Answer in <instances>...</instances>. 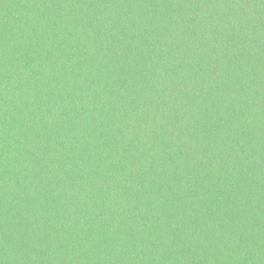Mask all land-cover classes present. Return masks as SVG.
Returning a JSON list of instances; mask_svg holds the SVG:
<instances>
[{
	"label": "trees",
	"instance_id": "1",
	"mask_svg": "<svg viewBox=\"0 0 264 264\" xmlns=\"http://www.w3.org/2000/svg\"><path fill=\"white\" fill-rule=\"evenodd\" d=\"M0 264H264V0H0Z\"/></svg>",
	"mask_w": 264,
	"mask_h": 264
}]
</instances>
